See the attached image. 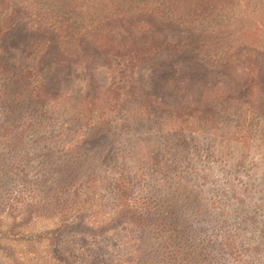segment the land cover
<instances>
[{
    "label": "rangeland",
    "instance_id": "obj_1",
    "mask_svg": "<svg viewBox=\"0 0 264 264\" xmlns=\"http://www.w3.org/2000/svg\"><path fill=\"white\" fill-rule=\"evenodd\" d=\"M142 1L152 6L163 0H0V13L4 12L0 15L3 19L0 22L4 29L8 25L0 34V59L8 66H17L26 59L27 53H33L30 59H34L39 81L52 99L49 110L53 121L58 124L70 117L76 103L75 107H82L99 98L110 85L112 76L119 79L113 61L110 62L112 69L101 53L103 47L98 49L94 39L109 44L108 56L113 58L116 57L112 56L115 49H119V40H125L129 49L134 48L133 43L138 41L139 26L136 23L139 16L129 20L124 29L115 22V17L124 15L131 3L138 8L140 4H136ZM172 1L179 4L194 2ZM213 1L212 11L191 25L166 27L164 34L169 35L170 40L181 43L185 40V46H179L176 51L155 50L150 61L138 56L142 60L134 71L133 80L137 92L165 110L184 106L201 109L218 96L232 94L245 86L247 100L240 103L243 104V119L248 125L245 134L251 137L254 147L240 155L244 164L239 165V172H234L228 157L236 156L234 151L226 155V149H220L214 157L206 154V146L216 137L208 135L212 130L193 129V123H198L194 118L180 120L182 122L177 124L167 121L164 125L151 121L141 126L140 117L135 113L133 121L114 131L110 142L103 148H98V141L83 145L87 151L96 153L94 157L93 153H88L93 158L89 163L101 173L98 178L94 176V180L97 179V187L105 193V199L102 198L105 207H98L91 217L80 214L85 218L79 221L74 219L76 208L80 206L84 210L90 204L83 206L84 196L75 199L79 206L72 203L67 208L71 213L68 222L78 224H69L64 230L60 228L57 239L51 237V241L45 240L47 236H43V240L35 235L57 228L53 220L46 218L47 215L43 218L36 215L31 221L17 218L18 225L23 222L28 226L13 235L7 232L13 219L0 214V264H121L120 258L127 257L121 238L127 219L119 218L109 209L115 207L109 193L115 181L112 178L117 175L120 178L119 174H123L121 177L127 181L128 195L137 198L147 185L154 186L179 175L171 173L169 177L165 168L154 181V171L150 170L153 161L164 168V159L169 162L173 157L155 153L164 141L171 144L180 139L179 134L170 137L165 134L174 125H180L177 126L178 130L181 129L180 134L191 139L188 151L180 150L181 157L188 161L181 160L178 167L187 171L190 185L194 183L197 190L206 191V199L230 231L233 243L227 248L233 251L232 245H235L244 257V264H264V133L260 118L264 106V0ZM140 21L142 23L143 19ZM155 26L161 27L159 24ZM162 41L156 40V43ZM119 112L120 109L117 116ZM236 115L232 117L227 133L217 131L219 140L228 138ZM65 137L51 141L49 145L41 141L35 148L30 146L28 154L35 155L31 162L36 165L40 161L43 148L57 153L64 144L71 145L67 144ZM29 139L32 137H27L24 143ZM175 144L164 148L167 150ZM143 174L148 177L141 188ZM11 180L8 178L4 184L10 187ZM85 192L86 189L79 188L80 196ZM24 193L23 202L29 203ZM191 205L189 203L187 208ZM208 219L206 226L221 228L215 232L222 233L224 227L218 224L213 212ZM127 226L129 234L133 228ZM92 230L99 231L91 233ZM20 235L22 237L18 238Z\"/></svg>",
    "mask_w": 264,
    "mask_h": 264
},
{
    "label": "trees",
    "instance_id": "obj_2",
    "mask_svg": "<svg viewBox=\"0 0 264 264\" xmlns=\"http://www.w3.org/2000/svg\"><path fill=\"white\" fill-rule=\"evenodd\" d=\"M138 4H140L138 8L133 3L127 6V11L131 13L126 11L124 15L117 14L115 17V22L124 29L129 20L135 15L139 16L137 25L135 24L139 26L138 41L133 43L134 48L129 49L125 40H115L119 43L117 45L119 49H115L112 56L120 58L117 59L108 56L109 44L105 45L103 40L94 39L98 49L103 47L101 53L104 59L108 63L113 61L116 67L114 71L119 79L112 76L110 85L106 86L97 101L82 107H75L76 103L70 111L69 120L63 119L58 124L53 121L49 110L50 105H53L52 99L39 81L34 59H30L32 52L27 53L26 59L17 66H8L0 59V214L9 215L13 219V225L8 228V233L17 235L28 226L23 222L18 225L17 218L31 221L36 215L42 218L47 215L46 218L53 220L57 228L35 235L43 240V236H47L45 240L51 241L50 239L54 237L57 239L60 228L64 230L69 226L71 213L67 208L72 203L74 206H79L75 199L84 196L83 206L90 204L84 210L80 206L76 208L77 215L74 219L77 218L79 221L85 218L80 214L91 217L96 214L98 207H105L102 199H105V193L97 187V179L94 180V176L98 178L101 173L89 163L96 153L92 150L87 151L83 145L98 141V148H103L104 144L110 142L114 131L128 126L127 124L133 121L135 113L140 117L141 126L151 121L153 124L164 125L167 121L177 124L182 122L180 120L188 121L194 118V121L202 126L193 123V129L212 130L208 135L216 137L206 146V154L214 157L220 149H226V155L234 151L236 156L228 157L236 173L244 164V159H239L240 155L254 147L251 144V137L245 134L248 125L243 119V104L240 103L242 100H247L248 91L245 90V86L232 94L218 96L201 109L184 106L165 110L156 105L151 98L136 91L138 89L133 75L142 60L138 56L146 57L145 60L150 61L155 50L176 51L179 46H185V40L182 43L174 39L170 40L169 35L164 34L165 28L191 25L193 21L212 11L210 8L214 5V1L194 0L192 4L186 1L179 4L172 0H163L153 3L152 6L143 1L136 5ZM0 15H4V12ZM157 24L162 28L156 27ZM7 28L8 25L4 29L0 22V34ZM156 40L163 41L156 43ZM125 56L127 59L124 58ZM110 67L113 69L111 63ZM119 109L120 115L117 116ZM235 114L238 115L233 118V130L230 135L225 140H219L218 135L223 131L227 133ZM260 118L263 120L261 129L264 133V106ZM177 126L180 125H174L165 133L168 137L179 134L180 139L173 142L176 144L166 150L164 147L173 143L168 144L164 141L155 153H166L173 157L169 162L164 159L166 163L164 168L153 161L150 170L154 171L152 177L154 181L157 179L156 175H161L165 168L168 169L165 172L167 176L170 177L171 173L179 175H173L154 186L147 185L141 197L137 198H130L131 196L128 195L125 187L127 181L125 177H121L123 174H119L120 178L118 175L112 178L115 181L113 190L109 193L112 194L111 203L115 207L109 209L119 218L127 219L124 222L125 233L121 235L127 257H121L120 262L121 264H244V257L235 245H232L233 251L227 248V245L233 243L230 231L223 225L224 221L220 219L212 203L206 199V191L197 190V185L194 183L190 185L187 180L189 174L178 167L181 160L188 161L181 157L180 150L187 152L190 145L188 141L191 139L181 135V129L178 130ZM235 134L239 135L235 136ZM64 135L67 136L65 137L67 144H71L72 147L63 143L57 153L50 148H43L40 161L36 165L31 162L35 159V155L28 154L30 146L35 148L41 141L42 144L49 145L51 141L62 139ZM27 137L32 139L24 143ZM229 146L234 148L230 149ZM88 153H93V156L90 157ZM142 177L141 188L148 175L143 174ZM8 178L12 179L10 187L4 184ZM190 179L193 180L192 177ZM79 188L86 189L82 196L79 195ZM23 193L29 198L27 199L29 203L23 202L25 200ZM189 203L192 205L187 208ZM210 212L214 213L218 224L224 227L222 233L215 232L221 228L206 226L209 223ZM77 224L74 222L70 225ZM127 225L133 228L129 234H127L129 232ZM134 234L138 235L133 236ZM20 237L22 235L18 238ZM126 237L128 241L125 240ZM12 255L16 254L12 252Z\"/></svg>",
    "mask_w": 264,
    "mask_h": 264
}]
</instances>
